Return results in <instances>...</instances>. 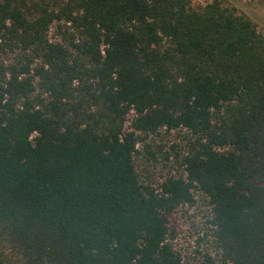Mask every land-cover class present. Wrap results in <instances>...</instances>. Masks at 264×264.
Wrapping results in <instances>:
<instances>
[{
    "label": "trees",
    "instance_id": "16d2710c",
    "mask_svg": "<svg viewBox=\"0 0 264 264\" xmlns=\"http://www.w3.org/2000/svg\"><path fill=\"white\" fill-rule=\"evenodd\" d=\"M180 129L184 174L141 184V136ZM193 191L219 264H264V34L250 19L221 0H0V264H183L166 216Z\"/></svg>",
    "mask_w": 264,
    "mask_h": 264
},
{
    "label": "rangeland",
    "instance_id": "374dc122",
    "mask_svg": "<svg viewBox=\"0 0 264 264\" xmlns=\"http://www.w3.org/2000/svg\"><path fill=\"white\" fill-rule=\"evenodd\" d=\"M221 1L234 8L237 14L250 19L258 32L264 34V0ZM208 2L210 0H190L193 7L203 6ZM54 34L52 26L49 31L51 40L55 37ZM133 118L134 114L130 112L125 120V131L130 130ZM141 138L145 140L136 145L137 154L134 159L141 184L158 190L165 179L184 174L181 160L193 140L189 132L183 129L160 130L156 135ZM192 195L193 203L181 205L166 216L169 243L180 255L183 264H208V256L214 264H219L220 252L214 242L211 207L202 193L193 191Z\"/></svg>",
    "mask_w": 264,
    "mask_h": 264
}]
</instances>
